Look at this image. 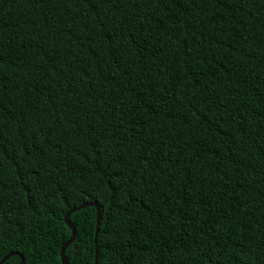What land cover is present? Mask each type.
<instances>
[{
    "label": "trees",
    "instance_id": "obj_1",
    "mask_svg": "<svg viewBox=\"0 0 264 264\" xmlns=\"http://www.w3.org/2000/svg\"><path fill=\"white\" fill-rule=\"evenodd\" d=\"M87 202L97 264H264V0H0V261Z\"/></svg>",
    "mask_w": 264,
    "mask_h": 264
},
{
    "label": "water",
    "instance_id": "obj_2",
    "mask_svg": "<svg viewBox=\"0 0 264 264\" xmlns=\"http://www.w3.org/2000/svg\"><path fill=\"white\" fill-rule=\"evenodd\" d=\"M87 206H93V207H96V209H97V226H96V235H95V243H96V260H95V264L98 263L99 254H98L97 240H98V234H99V226H100V222H101V208L96 202H87V203H83V204L79 205L78 207L72 208L65 215V222L72 229V236L63 245V247L61 249V256H62L63 264H69V260L66 257L65 251L68 248V246H70L74 242V240L76 239V234H77L76 227L71 221V215L73 213H75L76 211H79L80 209H82L84 207H87ZM13 255H20V254L18 252L9 253L4 258L1 259L0 264H3L6 260H8ZM21 258H22V262H21V264H22L24 262V257L21 255Z\"/></svg>",
    "mask_w": 264,
    "mask_h": 264
}]
</instances>
